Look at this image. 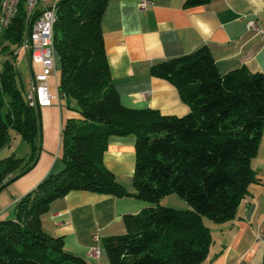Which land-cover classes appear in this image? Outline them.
<instances>
[{"label": "trees", "instance_id": "1", "mask_svg": "<svg viewBox=\"0 0 264 264\" xmlns=\"http://www.w3.org/2000/svg\"><path fill=\"white\" fill-rule=\"evenodd\" d=\"M109 0H59L54 50L61 76L59 94L77 103L81 117L63 129V169L50 172L22 195L13 212L0 217V264H87L65 247L63 235L48 232L42 214L73 189L151 204L125 215L127 230L103 238L111 264H200L212 234L205 216L222 222L258 179L252 165L264 126V71L246 65L221 72L211 48L156 61L151 73L173 83L190 106L183 115L129 107L111 75L101 29ZM205 0H187L188 2ZM35 13L25 1L0 43V150L11 129L31 143L29 156L15 152L0 159V191L29 171L42 149L41 105L28 98L17 48L28 38ZM32 17V18H31ZM134 134V190L104 162L113 135ZM178 192L191 207L162 204Z\"/></svg>", "mask_w": 264, "mask_h": 264}, {"label": "crops", "instance_id": "2", "mask_svg": "<svg viewBox=\"0 0 264 264\" xmlns=\"http://www.w3.org/2000/svg\"><path fill=\"white\" fill-rule=\"evenodd\" d=\"M140 2L109 0L101 18L111 75L125 105L151 107L166 114L187 113L190 106L179 89L153 75L151 67L156 61L190 52L203 43L211 48L221 72L241 65L264 71V37L247 28V21L255 19L264 29V0H151L145 8ZM4 30L0 28V43ZM17 50L28 90L41 64L32 61L27 47L22 45ZM56 62L49 76L51 103L41 106L42 149L36 164L0 191V217L9 215L16 201L47 174L63 169V129L68 118L81 115L75 101L68 106L59 94L58 55ZM136 140L134 134L113 135L104 153L107 167L129 190H134ZM14 152L17 154L7 145L0 150V159ZM251 162L258 179L250 184L235 216L222 222L205 219L212 241L200 264H264V241H257V232L264 229V126ZM150 204L133 196L73 189L51 203L42 214V222L48 232L63 235L65 247L83 255L87 264H111L103 238L125 232V215ZM181 205L188 207L189 203ZM96 236L100 253L92 255Z\"/></svg>", "mask_w": 264, "mask_h": 264}, {"label": "built area", "instance_id": "3", "mask_svg": "<svg viewBox=\"0 0 264 264\" xmlns=\"http://www.w3.org/2000/svg\"><path fill=\"white\" fill-rule=\"evenodd\" d=\"M16 2L17 0H8V8L3 16V29L10 26L12 18L17 15ZM57 2L58 0H35L34 2H29V6L32 8V17L35 13L37 15L28 38L22 44L29 49L32 61L41 64V70L35 74V79L28 89L32 103L41 106L50 104L52 100L49 76L56 69L57 62L55 53L50 51L49 32L51 27H54L53 14L56 11ZM150 3L151 0H141L139 6L145 8ZM247 28L264 37V29L260 27L257 20H248ZM97 241L98 237L96 236L95 242L91 246L92 255L100 253V246ZM257 241H264V229L257 232Z\"/></svg>", "mask_w": 264, "mask_h": 264}, {"label": "rangeland", "instance_id": "4", "mask_svg": "<svg viewBox=\"0 0 264 264\" xmlns=\"http://www.w3.org/2000/svg\"><path fill=\"white\" fill-rule=\"evenodd\" d=\"M27 94H28V90H27ZM11 135H12L11 141H10L11 148L14 149V151H16L17 154L20 156H25L23 154H27L26 156H29L31 153V149H32L31 143L25 140L14 129H11ZM184 201H187V200H185V198H183L178 192H172V193L167 194L166 196H163L160 202L162 204L173 206L175 208H187L186 206L181 205V202H184ZM188 207H191V204H189ZM12 212H13V208L11 209V213ZM205 219L213 220L212 218L208 216H205Z\"/></svg>", "mask_w": 264, "mask_h": 264}, {"label": "bare ground", "instance_id": "5", "mask_svg": "<svg viewBox=\"0 0 264 264\" xmlns=\"http://www.w3.org/2000/svg\"><path fill=\"white\" fill-rule=\"evenodd\" d=\"M22 1H25L26 8H27L28 12L32 13V8L29 6V2H34L35 0H17V2H16V13L18 14L20 4ZM58 2H59V0H58ZM58 2H57V4H58ZM7 8H8V0H0V28H3V16L6 13ZM56 10H57V6H56ZM13 19L14 18H12V20ZM12 20H11V23H12ZM55 21H56V11L53 14V24L54 25H55ZM49 44H50V51L55 53L54 45H53L54 44V27H51V30L49 32ZM55 56H56V53H55ZM28 98L31 101L29 93H28ZM31 103H32V101H31Z\"/></svg>", "mask_w": 264, "mask_h": 264}]
</instances>
